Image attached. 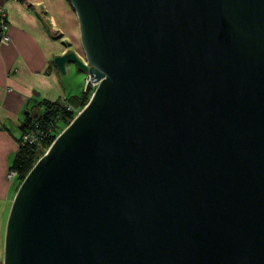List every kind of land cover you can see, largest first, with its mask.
<instances>
[{
  "label": "water",
  "instance_id": "water-1",
  "mask_svg": "<svg viewBox=\"0 0 264 264\" xmlns=\"http://www.w3.org/2000/svg\"><path fill=\"white\" fill-rule=\"evenodd\" d=\"M96 88L23 179L3 264H264V0H69Z\"/></svg>",
  "mask_w": 264,
  "mask_h": 264
},
{
  "label": "crops",
  "instance_id": "crops-1",
  "mask_svg": "<svg viewBox=\"0 0 264 264\" xmlns=\"http://www.w3.org/2000/svg\"><path fill=\"white\" fill-rule=\"evenodd\" d=\"M6 13L9 41L0 43V264L4 257L5 228L17 177H9L29 116L43 110L42 103L78 95L57 68L54 59L78 49L77 14L69 0H0ZM1 25V23H0ZM59 34V35H56ZM81 41V39H80ZM72 46H67L68 44ZM74 46V47H73ZM81 71L67 65V73ZM87 75V74H86ZM85 88L83 89V92ZM82 92V93H83Z\"/></svg>",
  "mask_w": 264,
  "mask_h": 264
},
{
  "label": "trees",
  "instance_id": "trees-1",
  "mask_svg": "<svg viewBox=\"0 0 264 264\" xmlns=\"http://www.w3.org/2000/svg\"><path fill=\"white\" fill-rule=\"evenodd\" d=\"M90 97L86 90L80 95L67 97L63 101L44 102L42 103V111L28 117L23 125V131L28 132L33 129L40 135H36L37 141L35 143L22 144L21 139L16 160L11 168L17 173L19 186L36 162L46 153L56 137L77 116V109L80 108L81 111L89 102Z\"/></svg>",
  "mask_w": 264,
  "mask_h": 264
},
{
  "label": "rangeland",
  "instance_id": "rangeland-1",
  "mask_svg": "<svg viewBox=\"0 0 264 264\" xmlns=\"http://www.w3.org/2000/svg\"><path fill=\"white\" fill-rule=\"evenodd\" d=\"M56 35H59V34H56ZM77 42H78V49L81 50L80 37H78ZM71 44L69 43L67 46H72ZM71 51H75V50L73 49ZM65 52H68V51H65ZM66 77H67L68 81L71 83V85L68 86V89H72V91L76 92L78 95L82 94L84 88H85V91L86 90L88 91L89 96H92V94L94 93L96 86H94V84H92V83L87 84L88 76L86 75V73H80V72L74 70V71H72V73L68 72ZM76 107L78 108L79 106H76ZM77 112L78 113L80 112V108L77 109ZM2 264H3V262H2Z\"/></svg>",
  "mask_w": 264,
  "mask_h": 264
},
{
  "label": "built area",
  "instance_id": "built-area-1",
  "mask_svg": "<svg viewBox=\"0 0 264 264\" xmlns=\"http://www.w3.org/2000/svg\"><path fill=\"white\" fill-rule=\"evenodd\" d=\"M0 32H1V43H5L9 41V36L6 34L7 28H8V20H7V16L6 13L3 9L0 8ZM92 83L94 84V86H96V84L90 79L87 78V84ZM40 135V133L35 132L32 130H29L28 132H24L23 136H22V144H26V143H35L37 141V136L36 135ZM17 175L16 171L11 170L9 173V177L11 179L15 178Z\"/></svg>",
  "mask_w": 264,
  "mask_h": 264
}]
</instances>
